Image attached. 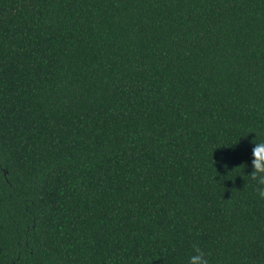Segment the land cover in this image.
<instances>
[{
    "label": "trees",
    "instance_id": "1",
    "mask_svg": "<svg viewBox=\"0 0 264 264\" xmlns=\"http://www.w3.org/2000/svg\"><path fill=\"white\" fill-rule=\"evenodd\" d=\"M264 0H0V264H264Z\"/></svg>",
    "mask_w": 264,
    "mask_h": 264
},
{
    "label": "clouds",
    "instance_id": "2",
    "mask_svg": "<svg viewBox=\"0 0 264 264\" xmlns=\"http://www.w3.org/2000/svg\"><path fill=\"white\" fill-rule=\"evenodd\" d=\"M252 171L251 176L260 187L257 188L258 195L264 199V141L255 142L251 149ZM194 253L189 257L188 264H208L205 252L198 246H194Z\"/></svg>",
    "mask_w": 264,
    "mask_h": 264
}]
</instances>
